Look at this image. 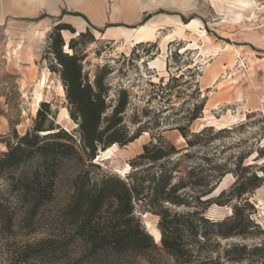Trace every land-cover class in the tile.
Returning a JSON list of instances; mask_svg holds the SVG:
<instances>
[{
    "label": "rangeland",
    "instance_id": "rangeland-1",
    "mask_svg": "<svg viewBox=\"0 0 264 264\" xmlns=\"http://www.w3.org/2000/svg\"><path fill=\"white\" fill-rule=\"evenodd\" d=\"M66 15L79 16L88 25L79 29L62 22ZM59 23L67 28L58 30ZM142 26L148 28L145 42L134 39L129 50L128 31ZM58 31L65 42L61 52L74 50L77 55L75 65H69L81 69L82 85L101 90L106 102L99 130L102 141L96 142L92 160L89 149L80 145L84 144L81 118L74 116L70 85L57 55ZM205 36L211 41L205 43ZM71 39L73 50L68 46ZM206 44L223 49L206 58L200 48ZM228 52L237 56L232 66ZM212 67H218L215 80L209 72ZM47 70L49 90L34 112L35 81ZM59 83L65 94L58 90ZM119 103L123 111L116 115ZM206 113L218 121L229 115L237 118L221 128L204 120ZM119 118L114 127L119 148L107 158L100 154L112 143V132L105 128L109 120ZM37 125L45 134L69 130L82 157L72 152L54 165L52 198L42 203L31 222L23 219L24 208L13 185L37 160L32 158L0 178V264H74L81 258L83 243L64 211L72 200L75 179L84 174L92 184L106 174L118 176L146 192L161 174L173 182L184 179L187 186L180 193L186 194L188 205L167 203L171 210H202L204 204L191 195L213 190L205 198L214 202L203 215L220 222L237 218L239 233L232 236L220 233L230 227L229 222L219 227L192 218L197 234L187 223L179 225L182 232L177 239L184 254H175L158 241V248L128 252L114 258L113 264H264V0H0V155L27 132L43 139L44 133L35 131ZM146 146L151 154L157 146L166 156L158 161L138 159ZM127 165L129 172L120 174ZM135 202L143 227L147 221L158 227V205L145 209V201ZM233 205L239 207L238 215ZM167 235L177 237L170 231ZM49 238L68 240L69 257L46 263L20 260L23 250ZM98 259H81L77 264H107L103 257Z\"/></svg>",
    "mask_w": 264,
    "mask_h": 264
},
{
    "label": "trees",
    "instance_id": "trees-1",
    "mask_svg": "<svg viewBox=\"0 0 264 264\" xmlns=\"http://www.w3.org/2000/svg\"><path fill=\"white\" fill-rule=\"evenodd\" d=\"M57 24V29L65 30L67 26ZM61 31L57 32V55L63 64L64 79L69 83V97L75 105L76 115L80 116V130L82 132L83 143L80 145L83 149H89L87 153L88 159L92 160L96 157V142L102 141V133L100 122L107 106L103 98L101 90H94L90 84L82 85L81 69H73L69 64L76 63L77 55L69 42V47L73 53L61 52L65 42L61 36ZM75 33V31H73ZM80 33L79 35H82ZM63 35V34H62ZM99 87H102L101 80H98ZM46 105V103H44ZM123 103H119L114 110L118 115L123 111ZM39 113L40 110H39ZM74 113V112H73ZM119 119L109 120L105 131H111L109 141L111 145L119 141V137L115 134L114 127L121 121ZM53 129V128H52ZM51 129V130H52ZM35 131L46 132L37 125ZM45 137L41 139L39 134L27 132L21 136L15 144H8V150L0 155V178L5 175L6 171L19 167L33 159L37 160L36 166L25 170L13 185L20 205L24 208L23 219L31 222L39 213V208L46 200H50L53 195L55 185L57 162L65 159L70 153L79 154V147L75 143L73 134L67 129H59L56 132L43 134ZM137 138V137H134ZM45 140L43 143L40 144ZM131 141V140H128ZM111 145L103 147L108 148ZM154 154H151L149 146L145 147V152L138 156V159L147 157L151 161H158L166 156L164 151L157 146ZM90 164H93L90 162ZM53 167V168H51ZM257 179V175H255ZM155 185L151 187V192H146L143 186L139 184L129 183L123 178L106 174L100 180L92 184L87 174L79 175L74 182V194L69 205L64 211V216L70 219V223L75 226L76 233L82 241L83 251L81 258L74 264L79 263L81 259L98 260L103 257L104 262L113 264L114 258L123 256L128 252L143 253L149 249L158 248L154 237L140 223L137 216L136 199L145 201V209L158 205L161 219L158 227L161 231L164 248L171 250L175 254L185 253L182 251L180 242L177 238L181 236L182 222L187 223V227L197 234L196 226L192 218L198 219L206 223L221 227L222 225L231 224L227 230H220L224 236H232L237 234L235 225L237 218L228 219L227 221H213L203 215V210L212 202V197H207L213 192L199 195H191L192 199H197L199 204H204L202 210L192 212L173 211L167 206V203L176 205H188L186 194L180 193V190L187 186L184 179L173 182L170 176L161 174L154 177ZM198 185L199 183H195ZM196 189V186H194ZM198 187V186H197ZM224 193L221 192L218 196ZM1 194V190H0ZM15 206H19L16 204ZM2 202L0 198V220L2 219ZM235 214L238 215L239 207L233 205ZM65 217V218H66ZM171 217V218H168ZM11 218V217H10ZM170 231L176 238H170L167 233ZM204 236L207 233L204 232ZM70 244L66 239L49 238L41 241L36 246L28 247L23 250L20 255L21 261H30L37 259L41 263L48 261L57 262L64 261L70 255ZM71 264V263H69ZM199 264V263H197Z\"/></svg>",
    "mask_w": 264,
    "mask_h": 264
},
{
    "label": "bare ground",
    "instance_id": "bare-ground-1",
    "mask_svg": "<svg viewBox=\"0 0 264 264\" xmlns=\"http://www.w3.org/2000/svg\"><path fill=\"white\" fill-rule=\"evenodd\" d=\"M41 1V0H40ZM44 2V0H42ZM244 4V3H243ZM245 5V4H244ZM244 5H242L243 7H245ZM248 6V5H247ZM240 7V6H239ZM49 28V27H48ZM147 27L146 26H142V27H138V28H133L131 30L128 31L127 33V39L129 40L130 44H128V49L130 50L131 49V45H133V42H134V39L140 41V42H145V35H146V32H147ZM36 31V30H35ZM46 31V30H45ZM68 31V30H67ZM35 34V33H34ZM35 36V35H34ZM42 36V34H41ZM194 46L195 47H198L197 45V41L196 39H194ZM211 39L209 36H205V43H208L210 42ZM228 45V44H227ZM121 48V47H120ZM119 48V49H120ZM201 48V52L203 55H209L210 56H215L218 54V52L220 50L223 49V46L222 45H219V44H213V45H204ZM231 47L228 45L226 49H230ZM127 49V48H126ZM235 50V49H234ZM236 51V50H235ZM19 50L16 49V54H18ZM234 52V51H233ZM229 53V52H228ZM237 54H239V51L237 50L236 51ZM230 54V58H229V63L230 65L232 66L233 63L235 62V59L237 58V56L233 53H229ZM208 56H206L207 58ZM32 59V62H33V58ZM145 60L142 61V63H144ZM222 65V64H220ZM219 66V64H218ZM209 67V66H208ZM211 67V66H210ZM207 69V68H206ZM209 72L212 74V80H215L217 79L218 77V67H212ZM208 72V73H209ZM51 74V72L49 70L47 71H44L42 73V75L35 81V85H34V93H35V97H34V101H33V105H34V112H37V109L38 107L40 106L41 102L45 100V89L47 91V85L49 84V75ZM158 77H156L155 79H157ZM233 79V78H232ZM231 79V80H232ZM229 82V81H228ZM233 82V81H232ZM231 82V83H232ZM49 87V86H48ZM58 90L60 92H62L63 94H65V90H64V87L61 83H59L58 85ZM49 90V89H48ZM208 111V110H206ZM35 114V113H34ZM237 116L235 115H229L227 117L223 116V119L222 120H216V118L211 115V114H207L206 113V118H204V120L208 121V122H211L213 123L212 125H216L218 127H221V128H225L227 126H229L230 122L231 121H234L236 120ZM45 133V132H43ZM119 148V144L118 143H114L112 144L111 146H109L107 149H101L100 151V154L103 155H106L107 158H112V156L114 155V152L116 151V149ZM99 155V154H98ZM101 157V156H100ZM131 165H127L126 168H122V169H119V173L120 174H127L129 172V168H130ZM147 230L148 232H150L151 234H153V237L155 239L156 242L160 241L161 240V232L159 230V228L153 224L152 222L150 221H147Z\"/></svg>",
    "mask_w": 264,
    "mask_h": 264
},
{
    "label": "crops",
    "instance_id": "crops-1",
    "mask_svg": "<svg viewBox=\"0 0 264 264\" xmlns=\"http://www.w3.org/2000/svg\"><path fill=\"white\" fill-rule=\"evenodd\" d=\"M50 11H53V9H51ZM62 22L70 23L79 29L81 27H84L85 25H88L87 22L85 21V19H83L79 16H68V15H66L65 18L62 20Z\"/></svg>",
    "mask_w": 264,
    "mask_h": 264
},
{
    "label": "water",
    "instance_id": "water-1",
    "mask_svg": "<svg viewBox=\"0 0 264 264\" xmlns=\"http://www.w3.org/2000/svg\"><path fill=\"white\" fill-rule=\"evenodd\" d=\"M144 224V226H145V222L143 223ZM146 227V226H145ZM148 231V230H147ZM150 233V232H149ZM152 236H153V234H151ZM161 241V240H160Z\"/></svg>",
    "mask_w": 264,
    "mask_h": 264
}]
</instances>
